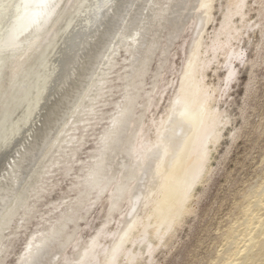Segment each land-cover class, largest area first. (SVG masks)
Here are the masks:
<instances>
[{
  "label": "bare ground",
  "instance_id": "6f19581e",
  "mask_svg": "<svg viewBox=\"0 0 264 264\" xmlns=\"http://www.w3.org/2000/svg\"><path fill=\"white\" fill-rule=\"evenodd\" d=\"M92 1L54 0L38 25L23 10L17 20L15 8L0 17V41L20 30L16 47L0 53V146L15 138L0 149V264L13 255L20 233L29 242L17 264H156L212 173V155L232 125L225 107L239 67L253 70L260 58L262 42L256 60H246L242 44L251 33L264 40V0ZM252 12L260 19L255 24ZM70 29L69 40L61 41ZM56 49L44 80L50 89L25 106ZM176 49L183 55L180 70ZM91 139L95 149L82 159ZM55 174L61 179L53 181ZM69 178L65 190L74 200H49ZM258 189L247 197L244 220L227 233L218 264H264V184ZM103 199L109 210L84 238L93 224L78 223L103 208Z\"/></svg>",
  "mask_w": 264,
  "mask_h": 264
},
{
  "label": "rangeland",
  "instance_id": "374dc122",
  "mask_svg": "<svg viewBox=\"0 0 264 264\" xmlns=\"http://www.w3.org/2000/svg\"><path fill=\"white\" fill-rule=\"evenodd\" d=\"M253 1L249 0V2ZM91 4L94 6L96 1L93 0ZM216 18L218 20L214 28L221 21V15L217 14ZM251 18L252 24L260 20L258 14L255 12L251 13ZM72 30H67L61 41L64 38L65 42L68 41V36L72 34ZM212 32L213 29L210 30V33ZM251 35L250 40L248 39V34L246 35L242 45L245 46L246 60L248 58L256 60L254 57L256 52L255 45L262 42L259 49L261 51L258 63L253 70L249 69L250 66L246 68L243 66L242 68L239 67L238 80L234 83L233 89L229 93L231 97L228 99L227 107L224 106L225 109L228 108L232 125H230L226 133V139L222 141L217 151L212 155L214 157H212L210 163L212 173L209 175L208 182L203 183L202 186L196 189L195 197L189 203L194 213L184 219L183 224L178 229L179 232L177 231L175 238L170 242L169 246L156 254V264H218L225 251L228 250V246L226 245L228 244V241H226L228 240L226 239L228 238L227 233H230L231 228H234L235 225L238 226L239 222L244 220L245 216L243 212L244 206L247 205L246 200L252 192L256 193L257 190H260L258 188L264 184V40L261 41L260 36L252 33ZM185 36H188L187 43L189 44L192 33L185 34ZM181 43L182 41L178 45ZM178 45L175 48H178ZM185 49H188L187 44ZM58 51L59 49H56L49 56L47 62L43 64L36 78L37 81L35 80L33 93L25 106L36 104L37 94L43 93L42 95H44L46 94V88L50 89L51 82L49 87H46L47 82L44 84V80L48 79L52 64L59 57ZM176 52L179 56L175 59V63L177 69L180 70L183 66V55L180 49H176ZM158 62L160 60L156 59L146 75L147 85L153 82V74L157 70ZM164 63L160 64L161 70L168 63V60ZM221 76H223L222 73ZM210 77L209 82H214L213 84L216 85L218 83L216 80L218 79L215 74L212 73ZM108 101L114 102L116 101V97ZM165 106L162 105L160 110L162 111ZM33 109L35 110V108ZM21 113L22 111H19L7 127L5 134L8 137L11 135L10 131L15 128H12V125L18 124V120L21 119ZM10 137L8 139L6 137L4 145L2 144L0 149L9 143L10 139H15L13 136ZM95 140L91 139L92 142L90 141L84 147L82 159L90 156L89 152L95 149ZM93 146L94 148H92ZM59 178L61 179L57 174L53 175V181ZM70 182H72L71 178L62 181L61 188L56 192H52L49 200H60L66 196L71 197V200H68L69 202L73 201L74 193H67L68 190H65L66 188L68 189L69 184H71ZM45 194H47V191H45ZM106 196L104 195L103 197L105 198ZM102 202L104 204L103 208L102 204L94 207L88 212L84 220L78 223L79 228H84L86 223L93 224L91 232L88 231L89 229L82 232L84 238L88 237L89 239V236L94 233L97 225L100 224L101 218L105 214L104 209L107 208L106 212L109 210L105 199ZM31 208L32 205L28 204L23 208L22 214L27 213ZM30 230L34 231L36 228L31 226ZM19 231H21L19 228L14 229L12 232L13 236L19 234ZM20 234L19 238H22L16 243L14 253L7 260V264H17L18 255L29 242L24 233ZM4 246L2 244L0 247L4 248Z\"/></svg>",
  "mask_w": 264,
  "mask_h": 264
},
{
  "label": "snow or ice",
  "instance_id": "6c2138e0",
  "mask_svg": "<svg viewBox=\"0 0 264 264\" xmlns=\"http://www.w3.org/2000/svg\"><path fill=\"white\" fill-rule=\"evenodd\" d=\"M54 0H21L19 4L15 3H0V17H7L10 11L15 8L17 13V20L21 19V11L23 16L28 18L30 23L39 24L40 17L48 15L49 9H54ZM32 9H39V11H30ZM20 30L13 28L9 30V37L6 40L0 41V53L7 49L16 47L15 40Z\"/></svg>",
  "mask_w": 264,
  "mask_h": 264
}]
</instances>
